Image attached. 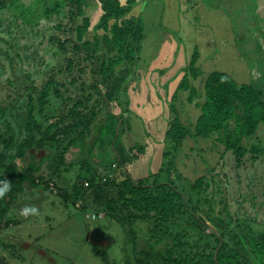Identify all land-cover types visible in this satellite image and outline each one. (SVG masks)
<instances>
[{
    "label": "trees",
    "instance_id": "trees-1",
    "mask_svg": "<svg viewBox=\"0 0 264 264\" xmlns=\"http://www.w3.org/2000/svg\"><path fill=\"white\" fill-rule=\"evenodd\" d=\"M83 1L32 0L30 4L34 18L44 17L48 21L47 37L55 49V57L60 59L59 66L46 73L47 83L31 87L27 83L30 75L25 72L9 80L10 93L0 96V179L10 178L15 186V190L4 196L6 202L0 205V224L10 223L7 221L8 213L17 201L19 189H23L24 183L28 181L33 187L39 185L34 174L35 170H39L38 166L30 165L20 172L14 163L16 157L24 153L32 157L30 164L32 160L36 162L38 159L36 154L26 152L32 140L23 135V123L34 124V128L40 129L47 139L55 140L57 144H60L64 134L61 143L68 139L71 146V142L77 139L73 130L76 125L84 123L82 118L89 109V99L93 97L86 94L88 89H95L108 108L112 99L120 102V99L127 98L128 86L135 76L146 73L140 69L139 63L143 54L145 29L150 25L152 17L148 19L142 12L137 16L131 14L137 0H126L124 4L120 0H99L103 7L100 20L102 25L94 27L92 32L90 23L86 24L81 17ZM20 3L15 0L13 4H2L1 8L11 12L12 7L15 9L12 11L14 14ZM19 13V16L11 13H7L6 17L0 16V25H3L5 18L15 24L20 18L23 20L25 10ZM11 16H14L13 20ZM10 33L8 38L0 37V40L10 43L13 49L22 48L19 45V32ZM56 40L59 42L53 43ZM1 48L0 55L3 53ZM11 54L8 52L7 56ZM15 55H20L19 50L18 53L15 50ZM197 57L198 53L193 52L190 62L184 68L186 75L168 105L169 120L165 138L171 148L167 153L164 152L159 170L146 178L135 179L126 169V164L143 156L146 149L142 142L144 140H134V146L126 154L123 153L124 148L113 144L115 159L111 164L123 167L124 170L116 168L117 171L105 180L91 181L90 194L85 192L80 198L83 203L86 198H90L93 203L91 210L98 214L103 211L102 216L107 214L111 221L118 220L122 224L146 221L150 225L153 242L165 243L164 250L160 249L155 257L153 246L142 250L149 258L147 262L143 263L136 255L135 258L128 257L123 264H150L152 261H156V264H264V230L248 226L244 219H236L228 202L223 204L220 212L214 210L213 206L207 208L206 212L202 208L203 204L211 203L205 194L209 186L208 177L216 172L220 159L228 152H232L236 165L243 163L248 152L255 161L264 154V149L249 145L252 140L258 141L257 136L264 126V92L253 83L240 82L219 70L212 71L202 87H198L196 81H191L196 78L199 83L202 78L200 76L203 72L196 64ZM120 64L122 67L117 71ZM122 73L129 75L107 94L109 80L114 82L120 79ZM19 82L25 84L28 101H25L24 106L17 100L4 104L5 98L15 95L12 85ZM58 94L63 96L59 98ZM46 105L54 109L45 112ZM23 108L28 111L27 121L26 117L16 113ZM108 113H111L110 110ZM38 114L45 120H52L44 130H41L42 125H39L36 118ZM91 115L95 116L93 111ZM67 118H73V122L67 125ZM15 123L20 129L17 134ZM86 125H90V122ZM54 128L57 130L53 132ZM10 131L14 133L7 137ZM91 132L89 129L87 135L84 134L85 139L91 138ZM122 133V129H115L117 142ZM77 147L80 149V144ZM64 150L58 152L56 160L60 175L71 169L64 161V153L67 152ZM181 154L184 156L182 163L179 161ZM123 172L125 175H122ZM60 175L54 181H57L58 192L68 201L72 192L60 186ZM90 175L100 179L103 177L97 169H93ZM77 199L73 200L74 205Z\"/></svg>",
    "mask_w": 264,
    "mask_h": 264
},
{
    "label": "rangeland",
    "instance_id": "rangeland-1",
    "mask_svg": "<svg viewBox=\"0 0 264 264\" xmlns=\"http://www.w3.org/2000/svg\"><path fill=\"white\" fill-rule=\"evenodd\" d=\"M18 1L21 2V5L16 8L14 14L19 16L21 14L19 12L25 10L23 20L20 18L15 24V22L12 23L10 19L5 18L3 25H0L1 38H8L11 31H18L21 39L19 45L22 46L20 49H13L10 43L0 40V47H2L1 50L3 51L0 55V96L10 93L9 87L11 85L9 80L14 79L16 76L28 72L30 75L27 81L28 85H31V87L40 86L42 82L47 83L48 81L46 73L52 70L53 67L59 66L60 57H55V49L51 41H49V36L47 37L48 21L44 17L34 18L33 10L30 9L32 0ZM95 1L90 0V2L86 3L87 8L92 13L95 11L94 8L97 9L96 6H93ZM214 1H211L210 8H207L211 16L205 17L206 20L202 22L205 26L203 30L199 31L201 32L200 39L205 49L203 54L206 56L203 60L205 69L207 66L210 71L219 68L226 70L229 66L226 56L229 55L230 60L233 58L232 50L234 46V51L240 53V56L246 58V61L251 62L249 57L252 56L251 60L254 62V55L257 52L256 48L264 51V39H262L264 34L257 35L261 27L259 19L264 17V0H245V3L250 8L249 14L254 13L256 18V20L250 19V21H253L251 29L240 21V18L247 14L246 11L245 13L241 12L244 7L242 0H232L231 2L225 0L224 2L221 1L220 4H216ZM11 2L13 4L15 0H0V16L6 17L9 13L14 15L12 11L15 9L12 7L11 12L1 8L2 4L7 5ZM229 3H232L231 8L226 5ZM189 6H193V4ZM204 7L206 6L204 5ZM231 13L233 16H237L239 22H236L230 28L229 25L231 26L233 21ZM81 17L86 24L90 23V17L84 11L83 5L81 7ZM224 17L229 19L226 21L228 33L223 35L221 33L224 32V28L220 26V28H223L220 32V28L217 25L218 22L224 24ZM13 18L14 16H11V20ZM166 23L163 20H159L158 25L164 26ZM210 26L213 28H209ZM107 28H109V25H107ZM102 29H105V27H102ZM49 31H52V29L49 28ZM88 32L89 30L86 31V33ZM223 37H227V41L223 45L220 43L217 48L215 42H221ZM97 38L100 37L98 36ZM258 40L259 42L262 40V42L257 44ZM58 42L59 40L53 41V43ZM110 45L113 46V44ZM24 46L28 47L24 48ZM223 46L224 53L220 49ZM15 50L17 53L19 50L20 55H15ZM113 50L114 48L111 51ZM8 52H11L13 57H8ZM222 53V57H219ZM224 54L225 58H223ZM191 56L190 53L186 60L187 63L190 62ZM152 61L154 63L153 58ZM259 63L264 66L263 59H260ZM121 67L122 64L117 66L116 70L118 71ZM152 71H147L145 74L150 76ZM209 72L206 75L207 77ZM127 74H123L120 79L117 78L114 82L109 80L110 86L107 94L111 93ZM205 79H201V86ZM143 80L142 74L139 73L132 82L136 81L138 85H141ZM263 84L262 86H264ZM24 88V83L21 84L19 82L16 85H12L15 95L11 98H5L3 103L7 104L12 100H17L24 106L25 101L27 102L29 98L28 92L24 91ZM86 94H91L93 97L89 99V109L82 118L84 123L76 125L73 130L77 134V139L71 142V146L68 139L61 143V141H64V134L60 144H57L55 140L47 139L44 132H41L40 129L34 128V124L23 123L25 132L23 135L28 140H32L31 146L26 147V152L34 148L33 153L37 154L40 151V154H37V161L32 160L31 164L32 157L28 155L27 159L26 153L16 157L14 163L20 172L30 165L38 166L39 170H35L34 174L39 185L33 187L28 181L25 182L23 189H19L17 201L14 202L8 213L7 221H10V223L8 225L4 224V222L0 224V264H123L128 257L135 258L136 255L145 263L149 258L142 250L153 246L154 257L158 255L160 249L164 250V242H153L152 239L154 237L149 231L150 225L146 221L139 220L135 224H122L118 220L111 221L107 218V214L93 218V213L97 211L91 210L93 209L91 199L86 198L84 200L85 207L80 200L83 193L90 194L89 183L91 181L101 182L105 180L111 176L116 168H118L117 170H124L123 167L119 168L115 164H111L115 159L113 144L117 147L122 145L124 154L128 153L130 147H133V144L132 146L129 144V146H126L127 142L125 140L116 141L115 129L123 130V127L120 126L118 115L108 113L109 110H114L117 106L121 107L122 100L120 99L119 102L112 99L107 112H101L98 115L101 105H105L104 100L93 88L88 89ZM33 95L35 96L36 94L33 93ZM58 95L59 98L63 96V94ZM48 99L52 98L49 97ZM53 109L51 105H46L45 112ZM92 111L95 116L91 115ZM16 113L26 117L27 121L28 111H26V108L20 109ZM38 116L40 115L38 114ZM38 116L36 118L40 122L39 125H42L41 130L51 124V119L45 120L42 116H40L41 118ZM65 122L68 125L73 122V118H67ZM89 122L90 125H86ZM18 127L15 123L14 130L16 134L20 130ZM89 129L94 130L97 137L92 131L90 133L92 134L91 138L85 139L84 134L87 135ZM55 130L57 129L54 128L53 132ZM13 133L14 131H10L7 137ZM257 138L258 141L252 140L249 145L255 146L257 149H264V126H262ZM79 144L81 146L80 149L77 147ZM67 145L69 146L66 147ZM63 149H65L64 152L67 151L64 153V161L71 169L63 174L64 182L60 186L72 192L68 201L58 192L57 181H54V178L60 175L56 160L58 159V152L60 150L63 151ZM232 156L231 152H228L223 159H220L216 172L208 177L209 186H207L205 194L211 199V203L203 204L202 208L206 212L207 208L213 206L214 210L220 212L223 204L228 202L236 219H244L247 221L248 226H252L257 230H264V154L260 155V158L255 161L252 159V154L248 152L243 158V163L239 165H236L235 158L233 157L232 159ZM99 162L100 164H98ZM108 164L111 165L109 166ZM130 165L131 162L126 164V169ZM62 168L67 170L64 166ZM93 169L102 172V179L97 178L95 175H90ZM130 173L133 174L132 169ZM122 175H125V173L123 172ZM8 180L10 181V178ZM63 183L66 185H63ZM11 184V191H13L15 186L12 182ZM216 186L221 188V190H217ZM3 198H0L1 206L6 202ZM75 199H77L78 205L73 204ZM23 208L29 209L27 215L22 214L21 209ZM32 208L35 211H31ZM102 212L100 211V213ZM201 215L206 218L204 213H201ZM104 236H108L111 241V244L105 247L98 245L96 242L97 238ZM148 263L150 262L148 261ZM156 263V261H152L150 264Z\"/></svg>",
    "mask_w": 264,
    "mask_h": 264
},
{
    "label": "crops",
    "instance_id": "crops-1",
    "mask_svg": "<svg viewBox=\"0 0 264 264\" xmlns=\"http://www.w3.org/2000/svg\"><path fill=\"white\" fill-rule=\"evenodd\" d=\"M88 1L90 2V0H84L83 4L84 11L87 12L90 17V29L92 31L95 29L94 27L102 25L100 24V20L103 15V7L102 3L96 0L93 6H96L97 9L94 8L95 11L92 13L86 6ZM120 1L122 4L126 3V0ZM211 1L213 0H137L136 6L132 9V15L137 16L142 12L148 19L152 17L150 25L145 29L143 54L139 67L144 70V72L153 71L150 76L145 73L142 74L144 80L141 85H138L136 81L130 83L127 89L128 97L125 98L128 101L126 102L125 99H121L122 106H117L114 110H110V112L114 113L116 116L118 115V121H120V117H123L120 121V126L124 123L120 140H125L127 142L126 146H132V144L134 146L133 141H140L139 138L144 140H141L146 148L144 149L145 152L143 151V156L141 158H134L128 168L129 173L132 169L133 174H130L136 179L146 178L159 170L163 163L164 152L167 153L169 147L171 148L170 142L165 138L169 120L168 105L173 95L178 91L182 78L186 75V70L184 68L188 64L186 60L190 53L191 55L193 52L198 53L196 64L203 72L200 77L205 79L207 73L210 71L207 66L206 69L204 67L203 60L206 56L203 55L205 49L204 44L201 42V32L199 31L203 30L205 26L202 23L206 20L205 17L211 16L208 10ZM221 1L224 2L225 0H215L214 2L220 4ZM226 1L231 2L232 0ZM242 2L244 3V7L241 9V12L245 13L246 11L247 14L246 16H242L240 21L244 22V24L251 29V23L253 21H250V19L256 20V18L254 17V13L249 14L250 8L245 3V0H242ZM192 4L193 6H189ZM231 4L232 3L226 5L228 8H231ZM204 5L206 7H204ZM231 18L233 21L232 25H229L230 28L233 27L236 22H239L237 16H233L232 14ZM244 18L245 20L243 21ZM228 19V17H224V24L218 22L217 25L219 28L220 26L224 28V32L221 33L223 35L228 33V26L226 24ZM159 20L167 22L166 25L159 26ZM259 20L261 27L257 35L264 34V17H261ZM209 28L213 27L210 26ZM223 28H220V32ZM262 39H264V37ZM226 41L227 37H223L221 42H215V44L218 48L220 43L223 45ZM258 42L259 40L257 44ZM261 42L262 40L259 43ZM234 48L235 46L232 50L233 58L230 60L229 55L226 56L229 65L228 68H226V70L219 68L213 71H223L232 75L240 82L253 83L264 92V86H262L264 83V69H262V67L264 66H261L259 63L260 59L264 60V51L256 48L257 52L254 55L255 61L252 62L251 56L249 57L251 62H248L246 58L240 56V53L234 51ZM220 49L224 53V46ZM223 53L219 57H222ZM223 58H225V54ZM211 72L212 71H210L209 74ZM128 75L129 74L124 78ZM124 78L121 82H123ZM202 78H200L199 83L196 78H192L191 81L193 83L196 81L198 87H202L200 85ZM100 110L101 112H107L108 108L106 104L101 106ZM92 131L95 134L94 130ZM119 148L122 149V146ZM183 149L184 148H182V153ZM179 157V161L182 163L184 156L181 154ZM133 167H135V169H133Z\"/></svg>",
    "mask_w": 264,
    "mask_h": 264
},
{
    "label": "clouds",
    "instance_id": "clouds-1",
    "mask_svg": "<svg viewBox=\"0 0 264 264\" xmlns=\"http://www.w3.org/2000/svg\"><path fill=\"white\" fill-rule=\"evenodd\" d=\"M12 184L11 182L4 177L3 179H0V198H3L7 193L11 191ZM31 211H35L34 208L31 209ZM22 214L27 215L29 212L28 208L21 209Z\"/></svg>",
    "mask_w": 264,
    "mask_h": 264
},
{
    "label": "flooded vegetation",
    "instance_id": "flooded-vegetation-1",
    "mask_svg": "<svg viewBox=\"0 0 264 264\" xmlns=\"http://www.w3.org/2000/svg\"><path fill=\"white\" fill-rule=\"evenodd\" d=\"M36 149V148H35ZM34 152V148L32 149V150H30L29 151V153H33ZM42 152V151H41ZM37 155V154H36ZM38 156V155H37ZM26 157H27V159H28V155L26 154ZM62 177H64L63 175H61V179H60V183H62V182H64V178H62ZM104 238H109L108 236H104V237H102V238H97L96 239V242H97V244L98 245H100L99 244V240H102V239H104ZM110 239V238H109ZM109 244H111V241H110V243ZM101 246V245H100Z\"/></svg>",
    "mask_w": 264,
    "mask_h": 264
},
{
    "label": "water",
    "instance_id": "water-1",
    "mask_svg": "<svg viewBox=\"0 0 264 264\" xmlns=\"http://www.w3.org/2000/svg\"><path fill=\"white\" fill-rule=\"evenodd\" d=\"M39 152L37 153L38 155L40 154ZM109 243H110V239L109 238H104L102 240H99V244L101 246H103V247L108 246ZM41 251L43 252V254H45V252L43 250H41Z\"/></svg>",
    "mask_w": 264,
    "mask_h": 264
},
{
    "label": "built area",
    "instance_id": "built-area-1",
    "mask_svg": "<svg viewBox=\"0 0 264 264\" xmlns=\"http://www.w3.org/2000/svg\"><path fill=\"white\" fill-rule=\"evenodd\" d=\"M100 216H102V214H101V213H99V214H98V213H96V212H95V213H93V218L100 217Z\"/></svg>",
    "mask_w": 264,
    "mask_h": 264
}]
</instances>
